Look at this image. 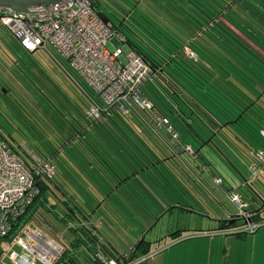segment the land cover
Returning <instances> with one entry per match:
<instances>
[{"label":"trees","instance_id":"trees-1","mask_svg":"<svg viewBox=\"0 0 264 264\" xmlns=\"http://www.w3.org/2000/svg\"><path fill=\"white\" fill-rule=\"evenodd\" d=\"M108 3L120 17L111 25L151 66L152 72L141 86L150 105L147 108L136 106L127 113L109 109L94 119L87 109L100 99L65 57L53 54L48 46L26 50L12 36L15 46L8 52L3 49L29 84L21 82L22 90L14 88L18 83L14 78L0 84L12 100L19 99L23 119L33 121L28 123L29 131L49 142L46 152L37 151V159L52 166L50 175L36 176L37 193L12 232L22 223L34 222L57 242L56 235L64 237L66 244L58 242L63 251L54 264H79L84 252L89 254L87 264H108L99 253L127 261L152 252V241L143 238L130 245L129 253H121L109 239L107 243L101 239L99 227L104 223L106 227L109 221L123 222L122 215L132 210L131 203L137 208L138 202L152 194L148 187L154 184L164 190V183L173 184L177 178L175 167L182 166L177 154L186 150L180 140L170 141L156 115L167 117L179 135L190 133L193 143L197 140L194 147L189 144L193 154L188 161L193 166L205 170V166H212L202 152L204 146L229 166L241 165L237 156L243 154L248 166L255 165L256 170L264 166L255 158L258 150L264 151V0H94L98 7H108ZM3 36L8 34L1 30L0 40ZM185 45L192 49V56L184 52ZM40 52L50 53L51 59L63 66L65 75L85 98L80 109L72 105L71 115L66 111L71 104L50 77L43 75L45 62L39 58ZM180 158L190 166L182 154ZM214 176L221 177V185V174ZM253 176L244 177L247 187L253 185ZM262 186L264 190V182ZM253 188L258 189L256 185ZM249 189L250 220L263 221V195ZM226 190L228 194L234 188ZM237 215L221 218L220 228L240 225ZM157 216L147 221L148 227ZM234 233L246 232L235 229Z\"/></svg>","mask_w":264,"mask_h":264},{"label":"rangeland","instance_id":"rangeland-1","mask_svg":"<svg viewBox=\"0 0 264 264\" xmlns=\"http://www.w3.org/2000/svg\"><path fill=\"white\" fill-rule=\"evenodd\" d=\"M115 5L117 4L115 3ZM99 8L104 10L114 23L119 22L120 17L117 16L118 12L113 5L108 3L107 7L100 4ZM129 20H133L132 15ZM11 39L10 36H3L1 39L0 81L5 82L9 78H14L18 82L14 88L22 90L23 83L21 82L25 81L29 84L25 74L15 66V61L12 58L3 54V49L8 52L15 46ZM107 46L112 48L114 43L109 41ZM48 48L53 54L58 53L50 44H48ZM38 56L40 59L43 58L42 61L45 62L42 67L43 75L50 77L56 90L71 104V109H66V111L71 115L74 112L72 105L77 110L78 106L79 109L84 106L85 98L75 88L74 82L65 75L63 66L56 59L52 60V56L48 52H40ZM6 85L10 86L11 83H6ZM32 89H35V86ZM50 96L54 98L53 94ZM8 97L10 98L9 95ZM10 100L0 92V133L31 164L33 161L26 156L25 149L35 155L37 159V151L46 152L45 147L49 142L46 139H38L34 131L32 133L29 131L28 123L33 124L30 118L29 120L28 118L23 120L14 118L15 105ZM174 121L183 131L182 126L176 120ZM37 129L39 128L37 127ZM186 139L189 143L184 141ZM179 140L182 144H191L194 139L190 133L186 135L182 133L179 135ZM196 143L197 140L192 144L193 147ZM241 151L243 152V150ZM202 152L211 160L212 166H205L206 170L203 169V166L191 165L192 161H188L191 153L187 150L182 153L175 151L179 158L182 154L190 166H186L182 159L177 157L182 166L179 169L177 166L175 167L177 178L173 184L166 185L164 183V190L154 184L151 186L153 190L148 187L153 196L146 194L149 195L146 197L148 199L138 202L137 208H134V203H131L132 210L122 215L123 222L114 220L115 222L109 221L106 227H104L105 223L100 226L101 235L99 236L101 239L105 243H107L106 239H109L121 253H129L130 245L137 239L144 238L152 241L151 251L156 252V255L151 261L164 262V264H258L259 256L264 259V224L254 232L237 235L234 230L241 227L244 220L242 216L237 215V222L240 225L229 229H221L219 226L221 218L228 217L231 213L239 214L241 208L248 209L249 206V204L239 206L234 202L225 192L226 187H233L239 192L245 203L251 201L252 191L249 187L255 193L259 191L263 195L262 199L260 198L261 204H263L264 166L253 170L248 166L249 161L246 154H243L244 156L241 158L237 156L238 149L234 154L237 156V160L241 161L239 166H229L210 147L204 146ZM231 158L233 160L235 157L231 156ZM183 166H186L187 170ZM214 174H221L223 177L221 185L214 181ZM251 176H253V185L247 187L244 177L250 179ZM147 180L151 185V181ZM255 185L258 187L257 190L253 188ZM175 202H180L183 206L179 207ZM154 215L158 216L155 222L148 227L149 222L147 221ZM100 217L103 220L102 216ZM152 222L153 219L150 224ZM95 223L99 222L96 221ZM36 227L34 222L27 225L28 230ZM220 229L223 231L217 232ZM60 236V234L56 235L58 242L65 243L64 237L59 238ZM175 244H180L182 249L180 252L177 251L178 247H174ZM111 248L116 252L115 248ZM101 250L108 256L106 250ZM168 253L170 255L169 260H167ZM99 254L101 255V253ZM86 256L89 254L84 252L83 257L79 259V264H87Z\"/></svg>","mask_w":264,"mask_h":264},{"label":"built area","instance_id":"built-area-1","mask_svg":"<svg viewBox=\"0 0 264 264\" xmlns=\"http://www.w3.org/2000/svg\"><path fill=\"white\" fill-rule=\"evenodd\" d=\"M92 4L94 0H58L24 10L0 5V31L12 36L26 50L50 44L65 57L100 99L87 109L92 118H99L109 109L127 113L136 106L149 107L141 86L149 78L151 66L126 43L117 28L97 15ZM109 41L114 43L112 48L107 46ZM183 50L193 55L188 45ZM156 120L168 132L170 141L178 143L179 132L168 118L156 115ZM182 147L193 154L189 144ZM255 158L264 162V151L258 150ZM250 167L256 170L255 165ZM51 172L47 160L28 163L0 133V264H54L61 255L62 245L38 227L28 230L25 222L12 232L37 193L36 176ZM213 179L217 184L222 182L220 176ZM228 196L239 206L247 205L236 190L228 192ZM239 212L244 220L236 230L253 232L264 223L251 221L247 209L241 208ZM98 256L108 264H140L147 257L121 261Z\"/></svg>","mask_w":264,"mask_h":264},{"label":"water","instance_id":"water-1","mask_svg":"<svg viewBox=\"0 0 264 264\" xmlns=\"http://www.w3.org/2000/svg\"><path fill=\"white\" fill-rule=\"evenodd\" d=\"M58 0H0V5H10L15 9L24 10L29 6L37 5V4H46L50 2H55ZM92 7L94 11L97 13V15L107 23H111V18L98 6L95 4H92ZM4 90V89H3Z\"/></svg>","mask_w":264,"mask_h":264},{"label":"crops","instance_id":"crops-1","mask_svg":"<svg viewBox=\"0 0 264 264\" xmlns=\"http://www.w3.org/2000/svg\"><path fill=\"white\" fill-rule=\"evenodd\" d=\"M114 41V40H113ZM0 44L2 45V42H1V40H0ZM32 154V153H31ZM35 156V155H34ZM37 160V159H36ZM229 189H232V187H230ZM228 190V189H227ZM227 190H225V192H227ZM232 214V213H231ZM230 214V215H231ZM264 224V223H263ZM262 224V225H263ZM261 226V225H260ZM259 226V227H260ZM221 229H223V228H221ZM220 229V231H217V232H222L223 230H221ZM218 230V229H217ZM254 232V231H253ZM215 233H216V231H215ZM237 237H241V236H237ZM174 247H178L177 248V251L178 252H180L182 249L180 248L181 246H180V244H178V245H174ZM150 251H151V245H150ZM155 255H156V252H151V253H149L148 255H146V256H149L148 258H147V260H146V262H144V263H146V264H164V262H159V261H157V262H154V261H151L152 259H154L155 258ZM170 259V255H169V253H168V259L167 260H169ZM121 260H123V259H121ZM144 263H142L141 262V264H144ZM257 263L258 264H264V259H262V257L261 256H259L258 257V259H257Z\"/></svg>","mask_w":264,"mask_h":264},{"label":"flooded vegetation","instance_id":"flooded-vegetation-1","mask_svg":"<svg viewBox=\"0 0 264 264\" xmlns=\"http://www.w3.org/2000/svg\"><path fill=\"white\" fill-rule=\"evenodd\" d=\"M0 88H2V89H4V87H2L1 86V84H0ZM7 93H9L7 90H3V92H2V94L5 96L6 95V97L10 100V98L8 97V94ZM15 98H13V100L11 99L10 101L16 106H14V108H15V110L16 111H14L13 112V116H14V118H18V120H23V117H22V113H24L25 114V112H24V110L21 108V106L19 105V99L17 98V100H18V102H16L15 100H14ZM17 103V104H16ZM25 117V116H24ZM4 136V135H3ZM25 152H26V156H28L30 159H32V157H33V154H31L30 152H28L26 149H25ZM256 205L258 206L259 204L258 203H256Z\"/></svg>","mask_w":264,"mask_h":264}]
</instances>
